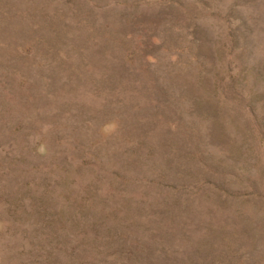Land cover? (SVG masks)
<instances>
[{"label":"rangeland","instance_id":"rangeland-1","mask_svg":"<svg viewBox=\"0 0 264 264\" xmlns=\"http://www.w3.org/2000/svg\"><path fill=\"white\" fill-rule=\"evenodd\" d=\"M0 264H264V0H0Z\"/></svg>","mask_w":264,"mask_h":264}]
</instances>
